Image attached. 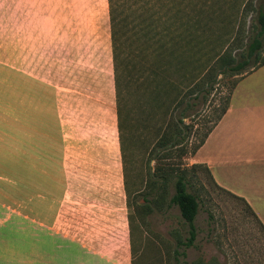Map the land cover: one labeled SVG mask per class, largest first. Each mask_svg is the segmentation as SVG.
Wrapping results in <instances>:
<instances>
[{
	"label": "rangeland",
	"instance_id": "obj_1",
	"mask_svg": "<svg viewBox=\"0 0 264 264\" xmlns=\"http://www.w3.org/2000/svg\"><path fill=\"white\" fill-rule=\"evenodd\" d=\"M187 1L186 39L181 43L190 44L182 49L173 36V42L162 49L169 28L174 34L179 27L176 19L175 23L170 19V0H155L152 8L146 5L151 0H121L132 5L131 9L124 8L127 23L135 20L138 25L134 31L131 25L124 28L128 37L137 32L143 44L147 19L152 14L159 44L155 48L163 52L155 63L157 58L142 54L141 48L135 56L130 54L127 67L132 83L126 84L122 144L118 132L121 162V148L124 152L123 184L114 200L126 213L132 236L131 264H264V232L248 208L215 185L204 165L197 166L191 160L205 133L230 104L236 77H217L211 93L201 100L198 114L192 112L184 120L193 127L186 143L178 144L167 157L162 154L161 161L155 160L161 149L155 144L157 137L172 128L181 103L194 85L204 86L214 73L216 59L240 47L238 42L252 16L248 6L256 0ZM141 3L144 8L137 10ZM179 3L175 0L173 10ZM125 50L131 51L129 47ZM153 63L156 66L150 68ZM263 83V76L246 79L238 87L237 103L261 99ZM256 85L262 86L250 92L255 93L251 98L247 92ZM98 92L106 103L111 93L115 119L106 0H0V238L10 242L1 245L2 252H15L16 264L29 260L28 238L79 235L70 222L72 211L68 207L73 200L62 196L55 159L61 144L70 138L69 132L64 134L66 127L71 130L66 121L80 119L83 109H97L101 101L93 95ZM228 133L227 126L221 125L211 134L209 144H226ZM234 141L263 144L264 131L241 132ZM158 163L187 170L189 192L199 198L197 236L189 248L177 246L188 235L176 207L166 210L163 205L152 207V211L136 207L151 200L146 195L149 173ZM252 174L246 168L237 174L243 189L250 188V179L255 177ZM171 194L172 188L168 197ZM63 203L68 207L59 213L60 222L48 225L49 213ZM73 262L66 260L67 264Z\"/></svg>",
	"mask_w": 264,
	"mask_h": 264
},
{
	"label": "crops",
	"instance_id": "obj_2",
	"mask_svg": "<svg viewBox=\"0 0 264 264\" xmlns=\"http://www.w3.org/2000/svg\"><path fill=\"white\" fill-rule=\"evenodd\" d=\"M261 76L264 77V65L239 80L226 113L191 160L194 164L204 165L218 187L244 200L259 230L264 232V142L236 144L234 141L241 132L264 131V95L261 94L263 97L256 102L253 99L251 103L236 101L239 85L246 79ZM259 86L262 85L252 86L247 92L251 98L255 93L250 92L259 89ZM259 91L264 93V87ZM108 96L110 100L106 103L100 100L99 92L95 93L93 98L97 102L101 101L97 109H83L84 114L80 119L66 121L71 130L66 127L64 134L69 132L70 136L67 137L70 138L61 144V151L55 159L59 165L62 196L71 197L73 201L69 207L64 206V203L59 204L52 210L54 212L49 213L47 223L52 226L60 222L59 213L65 212L68 207L72 211L70 222L79 235L72 238L56 236L26 239L25 244L31 246L26 248L29 258L26 264H67L66 260L74 261L73 264H131L126 213L114 200L121 193L123 168L117 116L114 119L111 93ZM76 122L75 129L73 125ZM221 125L227 126L229 132L226 144H209L211 134ZM86 127L92 131H84ZM243 168L251 169L255 176L250 179L248 190L240 185L241 180L237 175ZM2 244L10 242H2L0 238V264H16L15 252H2Z\"/></svg>",
	"mask_w": 264,
	"mask_h": 264
},
{
	"label": "trees",
	"instance_id": "obj_3",
	"mask_svg": "<svg viewBox=\"0 0 264 264\" xmlns=\"http://www.w3.org/2000/svg\"><path fill=\"white\" fill-rule=\"evenodd\" d=\"M153 1L151 0V2H148V4L146 5L152 8L155 3ZM170 3V19H174V23L176 19L179 22V27L176 28L177 33L174 32L173 34L169 28L170 24L168 25L167 29L169 28V30L166 34L167 36H165V38L167 39L163 42L161 47L163 49V47L167 46L168 43L173 42V36H175V42L179 43L180 47L184 49V46H188L190 44L189 42H184L183 44L181 43V40L185 41L186 39L185 32L187 31V27H184L186 24L185 19L187 17L186 11L188 7V1L180 0L179 6L176 8V11L173 10V7L176 6L175 0H170ZM127 4V2L122 3L121 0H107L109 33L114 73L116 116L120 144L123 143L122 111L123 108L125 111L126 107V84L132 83L131 78L130 80L127 78V67L129 64H131L130 54H134L135 56L136 51L141 50L142 48V54L145 53L146 56L150 54L151 56L149 57L157 58L155 59V63H157V60L161 55L163 56L161 48L160 52H158V48H155L156 46H159V44L155 41L156 24L152 14L147 19L145 27L147 28L148 33L145 34L146 40L143 44L139 40L140 38L137 36V32H134L130 35V37H128V34L126 33V31H124V28L129 27L128 25H131L130 29L134 31L135 29H137L138 25H136L135 20L131 21L130 23H127V18L124 17V8L130 7L131 9L132 7V5L129 6L128 4L127 6ZM142 7L144 8V6H142V3L140 5H136L137 10H141ZM248 7L249 11L252 13V16L250 23L247 27V31L245 30L246 33L243 39L238 42L240 43V50L239 48H236V50H231L223 54L221 57H218L215 61V66L213 67L214 73L209 76L204 86L200 87L198 85H194L188 98H186V101H183L181 103L180 111L174 117V124L172 128H168L169 130L166 133L157 137L155 144H158L161 149L157 151L155 160L161 161L164 158L163 155L166 157L171 155L170 151L175 148L178 144L186 143V140L191 135V130L193 127L189 124H185L184 120L185 118H189V114H191L192 112L198 114V107L200 104H202L201 100L203 101L205 96L211 93L214 85L217 82L218 76H221L222 78L226 76L230 78H237L236 82L233 84L232 87L231 92H233L237 83L239 82V79H241L244 75H247L264 65V0H256L254 4L250 3ZM151 8L150 10H152ZM131 30H129L128 33ZM137 37L138 39H136ZM177 43H175L174 45H176ZM125 47H129L131 51H126ZM156 53H158V56H156ZM155 63H153L150 68L156 66ZM228 107L229 102L226 108L222 111L221 115L216 119V122L212 129L217 125V123L226 113ZM212 129L205 133V135L199 142V146L197 149H199V147L204 143ZM197 149L194 151V153L197 151ZM121 151L122 162L124 164L123 148H121ZM196 165L199 166L198 164ZM205 169L208 172L210 179L214 183L209 170L206 167ZM186 171L187 170L184 169L180 170L179 168H175V170H173V168L169 166H166L165 168L158 163L155 166L154 171L152 173H149L150 186L149 191L146 195L148 197L150 196L151 200L145 201L144 205H136L138 209L139 207H141L142 209L145 208L147 211H152V207L161 208L163 205H165L166 210L170 209L171 207H176L179 211L181 219L187 227L186 233L188 236L183 241H178L177 243L178 247L183 248H189L193 246V243L197 236L195 219L200 206L199 198L194 193L189 192V188L191 187V185ZM170 188H172V194L170 197H168V191ZM126 194L128 195V197L130 196L127 190ZM228 194L233 196L230 193ZM233 197L239 201H242L248 208V205L244 202V200L236 196ZM130 243L132 246L131 233ZM176 254L177 252L174 251V255Z\"/></svg>",
	"mask_w": 264,
	"mask_h": 264
}]
</instances>
